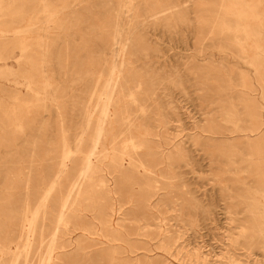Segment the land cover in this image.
I'll list each match as a JSON object with an SVG mask.
<instances>
[{
    "label": "rangeland",
    "instance_id": "374dc122",
    "mask_svg": "<svg viewBox=\"0 0 264 264\" xmlns=\"http://www.w3.org/2000/svg\"><path fill=\"white\" fill-rule=\"evenodd\" d=\"M27 1L0 0L3 13L28 12L24 16H0V20L5 21L0 24V31L5 26L11 29L6 34L0 32L5 37L0 38V43L6 41L5 46L16 47L14 58L3 56L0 63L17 73V82L13 77H0V230L3 231L0 235L6 234L14 241L10 251L1 255V264L44 262L46 246L38 248L36 236H32L34 245L27 260L23 239H19L20 242L16 239L29 201L28 193L39 187L42 190L39 195L43 194L45 185L53 179L61 161L62 128L68 130L66 135L70 140L79 133L81 93L89 90L83 86L81 77L90 70V65L87 67L90 57L102 55V40L112 42L118 19L124 22L122 38H131L126 61L132 78L152 91L148 93L149 98L139 101L145 107L143 115L137 112V105L128 106L152 128L154 136L149 137V141L153 158L143 159L154 174H146L140 168L138 172L128 171L124 179H114L106 169L104 175L108 184L117 188V194L109 198L93 186L99 175L95 172L91 180L84 183L86 193L78 200L86 223L100 234L103 232L101 215L111 208L120 209V216H114L115 222L119 219L122 236L129 239L131 245L141 248L137 258L143 264L153 261L193 264L195 249L204 253L207 264H232L229 256L234 257L236 264H260L262 247L247 243L239 234L244 215L235 214L231 206L229 211L230 202L221 197L217 178L221 172V155L216 152L217 163L210 162L211 152L205 154V139L198 135L194 140V135L204 130L221 132L230 128L226 118L230 105L236 106L239 115L244 116L249 100L256 99L257 94L243 87L242 76L252 82V90H255L254 71L244 61L238 62L235 56L239 51L220 34L218 24L212 31L210 26L202 30L203 14L206 13L204 20L209 21L222 14L221 0H149V3L139 0L136 2L139 9L132 10L122 7V0H48L58 15L45 23L42 0ZM205 1L207 12L201 4ZM61 2L68 3V8L63 10ZM24 3L26 6L22 5ZM36 21L40 22V29L26 32ZM62 23L68 24L66 31L58 29ZM44 26H48L46 32L41 30ZM101 32L104 35H100ZM43 40L53 52L46 74L38 68L40 54L36 47ZM21 45L32 46L33 64L28 63ZM79 51L86 66L84 71L76 62ZM229 52L234 56L230 57ZM44 76L49 77L52 90H43ZM28 79L38 94L27 87ZM262 114L264 120V110ZM164 121L166 127L162 126ZM19 122L23 125L22 131L16 129ZM91 133L92 130L85 137V150L89 149ZM214 137L216 141L209 144L212 150L222 144L219 136ZM171 138L183 143L180 158L170 145H164L165 151L160 148L165 141L171 143ZM123 139L117 140L116 151L122 149ZM195 141L198 144L195 145ZM138 153L144 155L145 151L140 149ZM203 156L208 162L202 161ZM82 157L75 154L66 162L72 169L70 175L62 179L49 199L46 219L51 227L64 197L66 179L76 177ZM197 162L198 165H194ZM160 230L173 237V256L157 249ZM77 236L74 234V238ZM95 238L105 241L100 235ZM235 240L237 243L233 244ZM143 248L152 251L146 252ZM107 257L73 259L67 264H110Z\"/></svg>",
    "mask_w": 264,
    "mask_h": 264
},
{
    "label": "bare ground",
    "instance_id": "6f19581e",
    "mask_svg": "<svg viewBox=\"0 0 264 264\" xmlns=\"http://www.w3.org/2000/svg\"><path fill=\"white\" fill-rule=\"evenodd\" d=\"M137 1L139 0H122L121 6L129 10L139 9ZM141 1L149 3V0ZM42 2L41 13L45 18L43 22L54 20L58 15L57 12H54V6H51L48 0H42ZM155 4L158 6L159 3L156 2ZM201 4L203 7L207 6L206 1ZM22 5L26 6V3ZM93 5L94 3H92ZM60 7L65 10L68 8V3L61 2ZM160 7L159 4L158 8ZM221 9L222 14L220 12L219 17L211 16L213 18L210 21L207 18L204 20L206 13L202 15L203 17L200 18L202 30L210 26L212 31L213 26L218 24L220 34L229 40V44L233 48L239 51L235 56L238 58V62L242 60L252 67L256 80L255 90H252V82L244 76H242V85L247 91H257L256 99L249 100L244 116L239 115L236 106L230 105V110L226 113V118L231 124L230 128L221 132L214 129L204 130L201 133H196L194 140H197L198 135V138L205 139V154L211 152L208 158L210 162L216 161L217 163L215 160L216 152L221 155L219 161L221 172L217 177L220 193H222L221 197L224 199L223 201L228 200L230 202L227 206L229 211L233 208L235 214L244 215L239 234L245 238L247 243L258 244L262 247L263 260L260 264H264V120L262 114L264 110V0H221ZM154 10H150V12ZM203 11L207 12L206 7L203 8ZM25 14L28 12L3 13L0 11V16H24ZM4 22L0 20V24ZM43 22L41 24H44ZM210 22L212 25H209ZM39 23L38 21L34 22L26 32L40 29ZM68 24H59L58 29L66 31ZM123 25V19H118L114 27L112 42L107 43V41L102 40L100 43L103 47L100 57L104 56L105 58L102 57L101 60L98 56H91L89 63H87V67L90 65V70L84 72L81 80L83 86L89 87V90L87 88V92L83 90L81 93L79 110L82 120L80 131L73 140H70L66 135L68 130L62 128L61 161L53 179L45 185L43 194L39 195V190H41L39 187L33 188L31 193H28L29 201L25 207V215L18 232L19 236H16L17 240L23 239L22 242L24 243L22 244L26 249L25 260L28 259L29 250L31 253L34 245L35 239L32 240V236H36L39 242L38 248L46 246L44 256H42L44 262L41 263L42 261H40L39 264H52L53 262L67 264L73 259L91 260L95 257L102 258L104 256H108L110 264H143L137 258V252L141 248L131 245V241L122 236L123 230L119 224V219L115 222L114 216L116 214L120 216V209L111 208L109 212L101 215L100 225L103 232L99 234L88 226L80 205H78L79 198L86 193L84 183L87 180L90 181L91 175L95 172L99 175L93 186L109 198L117 194V188L108 184L104 175L106 169L109 171L108 175L114 179L116 177L124 179L128 176V171L138 172L140 168L146 174H154L153 170L146 166L143 159L153 158V148L149 137L154 136V134L150 125L144 123L146 121L137 114V112L142 115L145 113V107L139 101L144 97L149 98L148 93H152V91L149 92L147 88H144L141 81L132 78L131 69L128 67L129 63L126 61L128 41L130 42L131 38L128 37L125 40L122 38L121 35L125 34ZM41 30L46 32L48 26L42 27ZM10 31V27L5 26L0 32L6 34ZM126 32L128 33V31ZM100 35L104 34L101 32ZM0 38L4 39L5 37L0 35ZM5 43L6 41L0 43L3 49L0 61L3 56L7 55L14 58V48L16 47L5 46ZM110 44L111 46L108 48ZM36 47L40 54L38 68L46 74V68L52 60L50 58V54L53 53L52 47L49 50V44L44 40L39 41ZM20 48L22 52L27 53L28 63L33 64L32 46L21 45ZM53 51L55 52V50ZM231 55L233 54L230 53V57ZM81 59L82 52L79 51L76 62L79 63V68L84 71L86 66ZM0 77H13L17 82V73L6 68L2 63H0ZM44 78L43 90H52L49 77L44 76ZM27 87L38 94V91L32 88L29 79L27 80ZM235 87L231 86L233 89ZM55 91L56 89H53V92ZM249 94L251 93L249 92ZM54 97L55 94H53V99ZM128 104L137 105L138 111L132 112ZM166 125L167 123L164 121L162 126L166 127ZM16 129L23 130L21 122L17 123ZM90 130H92L90 146L88 150H85V137ZM214 136H219L222 144L212 150L209 146L216 141H213ZM120 137H124L122 149L116 151L114 147ZM169 140L171 143L165 141L160 148L165 151L164 145H170L177 157L180 158L184 150L182 149L183 143L173 141L172 138ZM196 144L198 141H195ZM140 149L145 151L144 155L138 153ZM127 150H131V152H127ZM75 154L83 155L81 166L76 177L66 179L64 197L56 216H54L53 227H51L52 225L47 223L46 219L49 210L48 202L57 186L61 184L62 179L70 175L72 169L66 162L71 161ZM208 159L203 156L202 161L206 162L207 160L208 162ZM194 165L197 166L198 162ZM207 167H209V163ZM2 232L0 230V234ZM74 234H78V236L74 238ZM95 235L104 237L105 241L97 240ZM158 238L159 247L157 249H160L165 255L173 256L175 252L173 237L164 233V230H160ZM13 242L8 235L5 234L4 237L0 235V264L1 255L10 251V244ZM236 243L237 240L233 244ZM144 250L146 252L152 251ZM193 254L195 260L193 264H207V257L200 249H195ZM229 259L232 264H236L233 256H229ZM12 264L16 263L13 262ZM150 264H158V261H153Z\"/></svg>",
    "mask_w": 264,
    "mask_h": 264
}]
</instances>
